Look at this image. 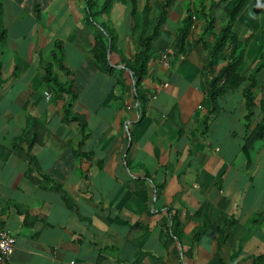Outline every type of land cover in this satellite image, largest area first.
Returning a JSON list of instances; mask_svg holds the SVG:
<instances>
[{"label":"crops","instance_id":"obj_1","mask_svg":"<svg viewBox=\"0 0 264 264\" xmlns=\"http://www.w3.org/2000/svg\"><path fill=\"white\" fill-rule=\"evenodd\" d=\"M89 1L0 0V227L16 239L6 264H253L264 254V137L248 138L239 90L207 102L194 0H175L167 11L158 59L141 84V116L120 61L136 64L127 41L130 0H111L94 20L117 37L111 75L92 62ZM54 40L62 68L51 57ZM219 59L210 74L225 64ZM249 62L246 52L244 77ZM47 67L57 82L44 81ZM76 92L72 111L84 134L63 114ZM225 220L232 221L226 232Z\"/></svg>","mask_w":264,"mask_h":264},{"label":"trees","instance_id":"obj_2","mask_svg":"<svg viewBox=\"0 0 264 264\" xmlns=\"http://www.w3.org/2000/svg\"><path fill=\"white\" fill-rule=\"evenodd\" d=\"M93 0H90L87 4L88 23L94 25L95 31L92 34L91 53L92 62L94 66L99 67L101 71L111 75L115 69L109 63V56L116 50L117 37L114 31L110 29L105 23L95 22V17L103 13L111 3V0H106L102 4L99 10L94 12L90 11V6ZM175 0H163L161 4L157 5V0H143V5L139 6L137 0H130V18L131 28L130 33L127 36L131 49V58L136 61V64H132L130 60H127L121 55V63H125L121 67L128 71L129 80L132 82L130 87L132 88V96L134 101L137 102L136 108L139 112V116L142 115V111L145 107V99L141 84L147 76L148 68L158 59V50L155 47V41L160 36V29L166 20L167 11L171 8ZM252 0H194V12L197 18L202 22V28L197 39V44L207 56L208 62L205 64L204 71H206V97L207 102L212 104L214 98L219 94L226 91L234 92L239 90L244 100V120L245 128L249 131L248 138L250 140L260 139L264 137V85L259 89L257 88V75L264 69V21L260 26V32L257 38V54L254 58V63L249 69L247 77H244L238 73V69L242 64L244 55L246 53V46L248 42L253 40L255 36V24L254 29L247 27L248 31L244 37L243 43L239 44L237 33L234 31V26L240 25L239 16L243 12L244 7ZM261 8L264 13V0H260ZM95 3V2H93ZM192 3L185 6V16L181 21L182 28L177 35V49L181 52L184 49L185 43L189 36L188 23L191 21L193 12L191 8ZM220 7L224 17L223 19H217L215 16V10ZM211 45V46H209ZM62 44L59 40L53 41V49L51 51V57L53 63L58 68H62L63 63V50ZM109 49L110 54L107 53ZM117 51L118 47H117ZM222 59L225 64L221 66L215 74H210V68H212L218 59ZM94 70L88 67L85 75L88 78L91 77ZM44 81L47 83L50 80L56 81L54 76L51 75V70L48 67L44 70ZM117 77V84L123 86V80ZM121 80V81H120ZM59 90H64L70 93L69 84L57 83ZM259 89V90H258ZM79 91V90H78ZM259 92L261 99L256 106L255 93ZM72 94L70 101H67L63 107L64 119L66 121H76L80 125V131L84 134V123L75 115L72 111L73 99L76 94ZM258 114V123L252 129L251 119L255 114ZM86 138V136L84 137ZM174 216V215H173ZM225 232L227 228H230L231 220H225ZM253 264H264V254L254 259Z\"/></svg>","mask_w":264,"mask_h":264},{"label":"rangeland","instance_id":"obj_3","mask_svg":"<svg viewBox=\"0 0 264 264\" xmlns=\"http://www.w3.org/2000/svg\"><path fill=\"white\" fill-rule=\"evenodd\" d=\"M93 2H95V3H93ZM93 2L91 3L92 5L90 6V11L91 12H94L96 10L95 6H98L99 4L102 3L101 0H93ZM258 12H260V13L262 12V9H261V7L259 5V0H252L248 4V6L244 7L243 12L239 16L240 25L238 24V28L240 27L239 29H241V31H238V28H236V30H237L236 32L239 35L238 36V40H239V44L238 45L240 46V44L243 43L244 37L246 35L245 30L247 29V27H249L250 29H252V28L254 29V24H255V31H254L255 32V36H254L253 40L248 42V44L246 46V48H247L246 52H248V56H249V59H250L249 67L246 69V72H247L248 69H250L252 67V65L254 63L253 62L254 58L256 57V54H257L256 53L257 52V43H258L257 38H258V34L260 32V26L262 24V17L264 16V15L261 16V18L259 20L256 19V18L254 19V13L257 14ZM124 14H125V10L123 11V15ZM215 14L218 15L219 18L223 17V12L221 11V8H219L218 11ZM209 46H211V45H209ZM244 59H245V55H244ZM244 59H243L242 63H244ZM218 62L219 63L220 62L223 63V60L219 59ZM261 73H262V76H264V69L261 71ZM259 74H260V72H259ZM258 75H257V77H258ZM257 77H256V79H257ZM261 81L264 82V78ZM263 85H264V83H263ZM117 89H120V86H117Z\"/></svg>","mask_w":264,"mask_h":264},{"label":"built area","instance_id":"obj_4","mask_svg":"<svg viewBox=\"0 0 264 264\" xmlns=\"http://www.w3.org/2000/svg\"><path fill=\"white\" fill-rule=\"evenodd\" d=\"M166 56L165 52L160 53V61L167 62ZM43 95L46 100L50 98V93L47 91ZM15 241V236L9 229L0 227V264L7 263L14 250Z\"/></svg>","mask_w":264,"mask_h":264},{"label":"water","instance_id":"obj_5","mask_svg":"<svg viewBox=\"0 0 264 264\" xmlns=\"http://www.w3.org/2000/svg\"><path fill=\"white\" fill-rule=\"evenodd\" d=\"M107 53H109V49L107 50Z\"/></svg>","mask_w":264,"mask_h":264}]
</instances>
